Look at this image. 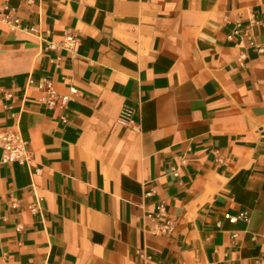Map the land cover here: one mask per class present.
I'll return each instance as SVG.
<instances>
[{"label":"crops","instance_id":"crops-1","mask_svg":"<svg viewBox=\"0 0 264 264\" xmlns=\"http://www.w3.org/2000/svg\"><path fill=\"white\" fill-rule=\"evenodd\" d=\"M5 6L22 24L0 22V133L19 130L32 162L0 143V264H264V51L228 38L264 0ZM44 78L78 89L66 109ZM163 200L171 236L150 230Z\"/></svg>","mask_w":264,"mask_h":264},{"label":"built area","instance_id":"built-area-1","mask_svg":"<svg viewBox=\"0 0 264 264\" xmlns=\"http://www.w3.org/2000/svg\"><path fill=\"white\" fill-rule=\"evenodd\" d=\"M32 4L34 0H27ZM0 22L7 24L12 29L19 28L22 24L21 18L18 16L17 8L14 6H5L0 12ZM264 21L255 17L251 18L247 24H243L241 21L236 23V27L232 33L228 35V38H232L234 35L240 37L241 40L246 41L249 46L254 47L259 52L264 51V45L260 44L256 40V27H262ZM78 39L73 34H65V41L63 46L68 49H73ZM53 46V45H52ZM245 58V54L241 55L240 60ZM33 82V80H31ZM38 86L45 92L42 97V101L50 108L59 106L61 109H66L72 95L78 94L76 87H70V92L66 94L58 93L51 80L44 78L38 84ZM131 115L129 109H125L122 113L120 120L126 122V119ZM62 119L66 121L65 116ZM0 143L3 147L2 161L5 163L18 162L20 164H31L32 155L28 147V141L24 138L19 130H8L0 133ZM175 175H178L177 169H173ZM153 191L148 194H152ZM13 206H17V202H13ZM34 211L38 209V206L32 208ZM153 222V226L150 230L157 235L171 236L176 229V219L169 212L167 203L163 200L157 205V209L154 212H150L147 215ZM225 217L231 222H236L239 218L249 220V212L241 211L238 215L233 216L229 213L225 214ZM18 230L22 229L21 225L17 226ZM237 234H234L236 236ZM142 257L149 258L144 252H141Z\"/></svg>","mask_w":264,"mask_h":264}]
</instances>
